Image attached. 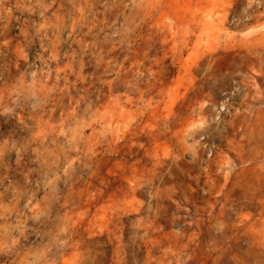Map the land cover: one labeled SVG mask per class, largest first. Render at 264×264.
Here are the masks:
<instances>
[{"label": "rangeland", "instance_id": "rangeland-1", "mask_svg": "<svg viewBox=\"0 0 264 264\" xmlns=\"http://www.w3.org/2000/svg\"><path fill=\"white\" fill-rule=\"evenodd\" d=\"M0 264H264V0H0Z\"/></svg>", "mask_w": 264, "mask_h": 264}]
</instances>
